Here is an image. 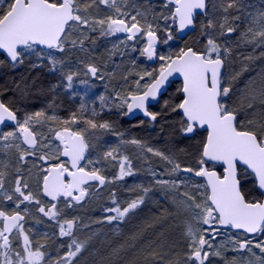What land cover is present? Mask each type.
Here are the masks:
<instances>
[{"label":"snow or ice","instance_id":"1","mask_svg":"<svg viewBox=\"0 0 264 264\" xmlns=\"http://www.w3.org/2000/svg\"><path fill=\"white\" fill-rule=\"evenodd\" d=\"M121 2L124 0H0V56L13 66L23 64L25 58L33 56L40 65L47 61L51 71L61 72L67 89H72L78 74L72 71L64 73V61L57 53H65L69 47L77 45L83 50L87 38L85 32L99 29L102 36L125 33L126 41L146 37L140 55L149 60L156 58L159 25L154 28L148 22L146 12L126 11L120 6ZM236 3L237 0H227L223 11L227 13ZM100 5L114 9L115 14L100 17L89 13V9H98ZM164 8L168 13L161 14L160 19L165 21L164 31L168 35L163 42L167 43L172 39L173 25H178L181 31L194 25L197 10L205 9V0H164ZM138 17L145 18V25H141ZM227 20L225 16L219 25L221 35L225 30L227 33L236 30L226 27ZM260 20L264 24V15ZM213 27L209 21L204 29L206 44L203 50L188 47L181 48L174 56L159 55L162 63L158 70L139 74L135 91H129L123 97L117 93L113 99L119 102L118 108L126 107L125 115H131L135 109L156 121L158 113L148 111L147 104L157 99L169 77L174 74L182 77V86L178 89L181 99L172 111L181 114L180 130L185 135L198 129L207 133L200 144L197 167L182 166L152 147L146 150L170 164L171 173L182 171L204 181L193 184L191 178L183 181L161 179L160 173L153 171L157 184L178 188L187 182L195 188L194 193H181V203L192 213L194 221L185 225V264H205L211 256L220 257L229 250L241 256L242 264H264V122L249 120L244 124L238 120V113L227 104L231 88L225 83L222 69L225 64L223 57L229 50L225 48L222 52L220 43L208 33V29ZM76 32L84 38L69 39ZM248 33H252V29ZM248 33L244 36L247 37ZM257 38L264 42V26L252 33L251 39ZM99 73L98 67L87 66L86 75L103 79ZM141 81L145 82L141 84ZM100 100L103 106L105 97L101 96ZM261 103L264 104V100ZM165 104L167 106V102ZM248 107L254 108V105L250 102ZM96 115L93 109L92 116ZM56 119L54 115L36 111L21 120L17 110L0 101V126L11 123L14 127L12 131L0 132V141L5 142L6 147L12 146L9 141H20L26 145L20 151L19 162L27 164L31 157L37 169L36 188L33 190L21 167L17 166L11 191L5 188L6 172L0 169V264H73L74 258L84 248V242L72 238L67 245L68 251L53 259L45 245L33 241L27 234L24 224L29 213L27 205L34 204L39 213L56 222L61 238H71L78 219L67 218L65 210L82 205L91 194V187L102 188L115 179L133 175L129 158L120 156L116 149L105 151L103 158L97 156L93 160L86 157L91 145L85 134L73 127L79 121L75 114L70 121H62L64 127L51 130L49 136L36 127ZM86 122L92 129L111 127L108 122L97 124L92 119ZM131 143L144 147L135 139ZM15 147L20 150V143ZM101 159L118 162V176L109 178L103 175L98 167ZM217 165L222 171L216 170ZM249 176L253 178L259 197L244 188V178ZM144 191L147 193L148 189ZM112 196L115 206L104 209L106 213H114L106 216L109 223L123 219L143 203V197H138L121 208L114 198L115 193ZM44 200L50 206H46ZM220 236L226 239L217 245ZM244 254H248L246 261ZM153 256L164 259L158 253H153ZM231 264H237L236 259Z\"/></svg>","mask_w":264,"mask_h":264},{"label":"rangeland","instance_id":"2","mask_svg":"<svg viewBox=\"0 0 264 264\" xmlns=\"http://www.w3.org/2000/svg\"><path fill=\"white\" fill-rule=\"evenodd\" d=\"M226 2L227 0H211L209 2V14L207 13L208 16L204 17L201 30L198 36H194V40L199 43L201 38L206 37L204 29L208 22L212 21L214 27L208 29V33L212 34L218 43H220L222 52L225 48L229 50L223 57L227 65L225 81H228L226 77H230L231 71L234 72V68L242 60L251 59L252 57V63L256 65L264 58V42H261L259 38L256 40L251 39L252 33L259 31L264 26L260 20L261 16L264 15V0H237L236 5L225 13L223 9L226 6ZM120 6L126 11L133 13L136 10L146 12L148 22H151L154 28L159 25L157 35L160 39L156 44L157 57L155 61L140 55L145 46L146 37H139L134 41H126V35L118 33L116 35L102 36L99 29L95 32H85L87 38L84 40L83 50L77 45L75 48L69 47L65 53H57L64 61L63 72L67 73L72 71L78 74L74 78L72 89L65 87L61 72L51 71L47 61H44L40 65L34 56L25 58L24 60V63L33 66H47L51 75L54 74L53 77L57 80L56 92L61 91L74 104L71 105L75 109L73 114L79 118V121L73 127L82 131L91 145L86 154L88 159L95 160L97 156L103 158L105 151L116 149L120 156H127L132 165L133 175L125 176L123 179H115L111 183H107L103 188L91 187L89 189L91 194L86 197L82 205L65 210V215L67 218L76 217L78 219L79 216L84 218L85 214H82L86 211L85 209H96V207H88L87 205L92 206L93 202L101 201L108 191L113 189L114 191L112 190L111 192L116 193V201L122 205L121 208L127 206V203L138 197H143V203L145 200H152V198L157 197L160 200L168 201L175 210H178L182 214L181 225L183 236H185L186 223L189 221L194 223V221L192 220V213L181 203V193H194L195 188L187 182L180 184L178 188H170L157 184V177L153 176V171L160 173L159 178L161 179L183 181L186 178H191L193 184L203 183L204 181L202 178L194 177V174L184 173L182 171L175 174L171 173L172 166L170 164L162 160L159 156L147 152L146 149L147 147H152L154 150L172 157L175 162H179L182 166H190L193 168L197 167L196 160L198 155L194 159L189 157L185 159L183 156L176 155L174 151L166 148L161 143L163 137H156L161 132L158 124L144 126L145 130L141 135H138V132H136L137 126H126L122 124L124 122L123 120H125L124 113L126 112V107L118 108L116 105L119 102L113 99L117 93L123 97L128 95L129 91H135V81L139 79V74H143L145 71L158 70L162 63L158 59L159 55H174L181 48L185 47L182 45L183 40L177 39L174 35L176 25H173L171 31L172 39L167 43L163 42L168 35L164 31L165 21L160 19L161 14L166 15L168 13V9L164 8V0H124ZM89 13L100 17L115 14L114 9H109L104 5H100L98 9H89ZM225 16L228 17L226 27L231 26L236 30L232 33H227L225 30L224 34L221 35L219 25L224 22ZM138 19L141 25H145L144 17H138ZM249 29H252V33H248ZM245 33H248L247 37L244 36ZM78 37L79 32H76L70 35L69 39H77ZM88 65L98 67L100 69L99 75H102L103 79L92 77L90 74L86 75ZM116 75L119 76V79L114 80ZM147 79L145 77V80ZM82 81H86V83H82ZM144 82L141 81V84ZM101 96L105 97L103 106L100 100ZM179 101L180 99L171 105L168 104V101L162 100L157 108L158 115L160 116L162 112H169L171 110L170 108H173ZM165 102H167V106ZM226 102L229 106L233 103L230 101L229 104V96L226 98ZM93 109L97 113L96 116H92ZM36 111H44L47 115H54L57 118L55 121H45L43 126H36L45 136L51 135V130L53 129L64 127L58 122L57 114L60 108L55 106L54 102H50L45 109L35 111L25 110L24 113H21L20 119L23 120L26 115L34 114ZM173 113L179 118L178 132L184 137L185 135L180 130L182 116L179 111H172V115ZM88 119L94 120L97 124L108 122L111 127L109 129H92L86 122ZM12 130H14V127L6 128L2 132ZM133 139L140 141L144 147L132 144L131 141ZM8 143L12 146L6 147L5 142L0 141V169L6 172L5 188L11 191L13 186L12 182L17 174L16 167L19 166L22 169L23 176L28 178V182L32 185L33 190H35L37 169L33 166V159L29 157L27 164H20L19 162L20 151L24 150L27 146L23 145L20 141H9ZM17 143H20V150H17L15 147ZM199 151L200 149L198 150V154ZM98 167L101 168L102 174L109 178L116 177L119 174V164L116 161L101 159ZM249 179L250 176L244 178L245 181ZM144 189H148L147 193H145ZM44 203L46 206H50L47 200H44ZM143 203L139 204L136 209L130 211L127 215L135 212ZM27 207L29 208V213L26 215L24 222L27 234H29L33 241L45 245L46 251L50 253L53 259L58 255H63L62 251L66 250V247L63 245L64 240L59 236V227L56 222L49 220L43 214L39 213L34 204L27 205ZM111 215L114 214L112 213ZM127 215L121 220H124ZM103 217L106 219L105 216ZM104 219L100 216L91 217L85 221L83 226L86 227L89 224L88 229L90 230L91 226L99 227V221L105 222ZM37 221L40 222L37 223ZM106 222H108L107 219ZM112 223L113 221L109 223L110 226L106 227L113 229ZM115 225L117 226L118 223ZM53 234L57 235L55 236ZM225 239V236L218 237L216 244L223 243ZM247 256L248 254H244L245 261ZM233 259H236L237 264H242L241 256L231 250L223 252V255L220 257L211 256L205 264H231ZM181 264H185V256H183Z\"/></svg>","mask_w":264,"mask_h":264},{"label":"trees","instance_id":"3","mask_svg":"<svg viewBox=\"0 0 264 264\" xmlns=\"http://www.w3.org/2000/svg\"><path fill=\"white\" fill-rule=\"evenodd\" d=\"M210 1L208 0V5ZM207 16L198 17L197 29L183 39V47L203 50L206 37L201 38L197 43L194 36H198L202 21ZM0 63L2 65L0 97L6 104L17 110L19 117H21L19 111L22 109L32 111L45 109L50 102H54L55 106L60 108L57 114L60 125H63L62 121L64 120L70 121L71 115L75 111L71 105L74 104L69 101L68 96L66 97L61 92L56 94L57 90L54 85L56 86L57 80L53 77L54 74L51 75L47 66L39 67L27 63L12 66L2 56H0ZM226 78L228 81L225 83L231 88L229 104L230 101L233 102L230 106L238 113V120L244 124H247L249 120L257 123L264 122V104L261 103L264 100V95H262L264 93V58L256 65L252 63V57L242 60L234 68V72L231 71L230 77ZM180 87L181 83H172L162 100H166L168 104L172 105L181 99L178 92ZM250 102L254 108L248 107ZM159 104L156 106V113H158ZM170 109L169 112H162L159 116L157 124L160 126L161 132L156 137L162 136L161 143L169 150L174 151L176 155L183 156L185 159L188 157L194 159L198 155L200 144L206 137V133L197 131L191 138L181 136L178 132L179 118L175 113L173 116L172 108ZM123 121V125L137 126L138 135L143 133L146 123L149 124L140 119L128 121L125 118ZM243 183L246 191L259 197V192L251 184V178L248 181L244 180ZM112 190L107 193L110 202L103 205L99 212L96 209H85L86 211L82 214H85L84 221L98 216L104 219L103 216L112 214L104 211L105 208L115 206L112 203ZM114 198L117 199L116 193ZM181 216L182 214L175 210L168 201L160 200L158 197L145 200L135 212L127 215L124 220H117V226L113 221V229L106 227L110 224L104 219L105 222L99 221V227L91 226L88 230L90 225L87 223L88 226L84 227L83 223L85 222L79 216L77 225L73 229V237L62 238L63 245L66 247L62 253L68 251L67 245L72 238H75L78 242H84L85 246L74 258L73 264H169V262L181 264L187 251V240L183 236ZM153 253L163 255L164 259L154 258Z\"/></svg>","mask_w":264,"mask_h":264},{"label":"water","instance_id":"4","mask_svg":"<svg viewBox=\"0 0 264 264\" xmlns=\"http://www.w3.org/2000/svg\"><path fill=\"white\" fill-rule=\"evenodd\" d=\"M207 13V0H205V9L204 10H197V13H196V16H195V23L193 26H190L186 29H184L183 31L179 30L178 28V25H176V37L178 39H185L189 34H192L196 31L197 29V24H196V21L198 19V16H201V15H205ZM120 34H123V35H126L125 33H120ZM192 48V47H191ZM194 49V48H193ZM195 50V49H194ZM156 58H153L152 61H155ZM0 69H1V66H0ZM222 72L223 74H225L226 72V62L224 64V67L222 69ZM174 81H180L181 84H182V77H180L179 75L177 74H174L172 77H169V81L166 82V85H165V88L162 89L161 93L158 94L157 96V99L155 101H150L148 104H147V107H148V111H149V108L151 106H154L156 104L159 103L161 97L164 95V93L168 90V87L172 84V82ZM0 101H3L2 98L0 97ZM4 102V101H3ZM18 116V114H17ZM127 119L129 120H132L138 116H143L147 119H150L149 117H146L143 115V113L140 111V110H135L133 111V113L131 115H125ZM157 120V119H156ZM153 122H156V121H153ZM8 127H13V125L11 123H8L6 125H3V126H0V132H2L4 129L8 128ZM199 131H205L204 129H198ZM196 133V132H195ZM195 133H192V134H187L185 136H193ZM217 170V169H216Z\"/></svg>","mask_w":264,"mask_h":264},{"label":"bare ground","instance_id":"5","mask_svg":"<svg viewBox=\"0 0 264 264\" xmlns=\"http://www.w3.org/2000/svg\"><path fill=\"white\" fill-rule=\"evenodd\" d=\"M11 65V64H10ZM0 66H1V69H2V65H1V63H0ZM1 69H0V71H1ZM118 75H120L119 73H117ZM118 75H116L115 77H114V80H116V79H119V76ZM61 91H58V92H56V93H60ZM62 93V92H61ZM27 111V110H26ZM20 113H24L25 112V109H22L21 111H19ZM158 119H159V115H157V120L156 121H158ZM194 136V135H193ZM189 137H192V136H189ZM110 202V200L108 199V197H107V194H106V196H104L103 197V199L101 200V201H98V202H93V205L92 206H94V207H96V211L97 212H99L100 211V208L103 206V205H105V204H107V203H109ZM26 220V219H25ZM83 222H85L84 221V218H83ZM83 225H84V223H83ZM89 230V229H88ZM88 230H85L86 232L88 231ZM53 235H57V234H53Z\"/></svg>","mask_w":264,"mask_h":264},{"label":"flooded vegetation","instance_id":"6","mask_svg":"<svg viewBox=\"0 0 264 264\" xmlns=\"http://www.w3.org/2000/svg\"><path fill=\"white\" fill-rule=\"evenodd\" d=\"M174 83H175V82H174ZM170 87H171V86H170ZM168 89H169V88H168ZM167 91H168V90H167ZM167 91H166V92H167ZM166 92H165V93H166ZM165 93H164V95H165ZM164 95H163V96H164ZM163 96H162V97H163ZM161 100H162V98H161ZM161 100H160V101H161ZM159 103H160V102H159ZM159 103H158V104H159ZM158 104H156V105H154V106H151V107H150V112L156 113V112H155V109H156V106H157ZM135 119H140L141 121L148 122L149 124L146 123L145 126H147V125H148V126H150V125H156V124L158 123V121L153 122V121H151L150 119L144 118L143 116H138V117H136V118H134V119H132V120H129V119H126V120H128V121H133V120H135ZM218 168H219V167H218ZM219 169H220V168H219ZM220 170H221V169H220ZM250 178H251V184H252L253 186H255V185H254V182H253V178H252V177H250Z\"/></svg>","mask_w":264,"mask_h":264}]
</instances>
